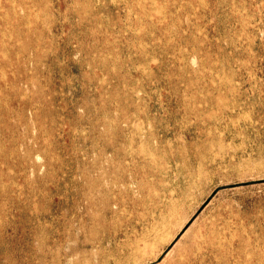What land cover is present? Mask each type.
I'll list each match as a JSON object with an SVG mask.
<instances>
[{
    "label": "rangeland",
    "instance_id": "obj_1",
    "mask_svg": "<svg viewBox=\"0 0 264 264\" xmlns=\"http://www.w3.org/2000/svg\"><path fill=\"white\" fill-rule=\"evenodd\" d=\"M0 264H264V0H0Z\"/></svg>",
    "mask_w": 264,
    "mask_h": 264
},
{
    "label": "bare ground",
    "instance_id": "obj_2",
    "mask_svg": "<svg viewBox=\"0 0 264 264\" xmlns=\"http://www.w3.org/2000/svg\"><path fill=\"white\" fill-rule=\"evenodd\" d=\"M144 245V244H143Z\"/></svg>",
    "mask_w": 264,
    "mask_h": 264
}]
</instances>
